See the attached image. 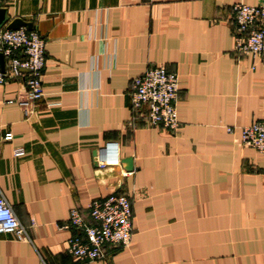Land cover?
<instances>
[{"label":"crops","instance_id":"1","mask_svg":"<svg viewBox=\"0 0 264 264\" xmlns=\"http://www.w3.org/2000/svg\"><path fill=\"white\" fill-rule=\"evenodd\" d=\"M238 1L259 2L0 0L44 40L42 98L24 113L22 78L0 85V197L30 239L0 236V264H264V159L233 141L264 118V53L232 51ZM156 64L177 76L174 131L132 118L131 80ZM106 143L119 166H96ZM123 194L130 245L70 257L69 211L91 224L92 201Z\"/></svg>","mask_w":264,"mask_h":264},{"label":"built area","instance_id":"2","mask_svg":"<svg viewBox=\"0 0 264 264\" xmlns=\"http://www.w3.org/2000/svg\"><path fill=\"white\" fill-rule=\"evenodd\" d=\"M233 19L232 51L236 55L248 56L252 60L264 53V0L248 5L235 2L231 6ZM44 40L34 30L20 26L8 29L0 27V53L4 60L0 69V85L7 76H19L23 80L24 98L14 102L28 112L32 102L42 98L41 74L44 66ZM177 76L156 64L132 78L129 97L132 118H140L145 126L174 131L179 127L175 103L177 100ZM7 100L6 103H11ZM237 136L233 141L258 152L264 159V118L252 120L235 127ZM227 133L234 128L226 127ZM11 134L6 132L4 140ZM106 158L98 155L96 166H119L114 143H106ZM23 154L21 148L13 150L14 156ZM91 224L85 223L75 209L68 213L64 229H71L73 235L66 241V251L80 263L105 259L104 249H122L130 245L133 234L131 195L123 194L101 201H92L88 207ZM0 236H11L16 241L30 243L25 228L18 222L10 206L0 197ZM37 264H47L37 254Z\"/></svg>","mask_w":264,"mask_h":264},{"label":"water","instance_id":"3","mask_svg":"<svg viewBox=\"0 0 264 264\" xmlns=\"http://www.w3.org/2000/svg\"><path fill=\"white\" fill-rule=\"evenodd\" d=\"M8 20L7 16H6V10L4 8H0V27ZM6 28L8 29H16L20 26H24L27 29L31 28V25L29 22H25L22 21L19 18H13L11 20H9L8 22H6V24H4ZM3 66H4V60L2 57V54L0 53V69L3 70ZM125 163H127V167L124 169L125 172H129L131 171V164H130V159H127L125 161Z\"/></svg>","mask_w":264,"mask_h":264}]
</instances>
